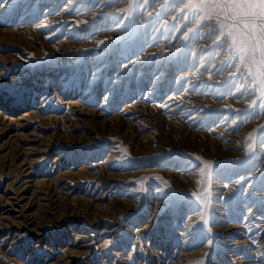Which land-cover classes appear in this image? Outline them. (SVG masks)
Wrapping results in <instances>:
<instances>
[{
  "label": "rangeland",
  "instance_id": "rangeland-1",
  "mask_svg": "<svg viewBox=\"0 0 264 264\" xmlns=\"http://www.w3.org/2000/svg\"><path fill=\"white\" fill-rule=\"evenodd\" d=\"M0 264H264V0H0Z\"/></svg>",
  "mask_w": 264,
  "mask_h": 264
},
{
  "label": "bare ground",
  "instance_id": "bare-ground-1",
  "mask_svg": "<svg viewBox=\"0 0 264 264\" xmlns=\"http://www.w3.org/2000/svg\"><path fill=\"white\" fill-rule=\"evenodd\" d=\"M211 25V24H210ZM211 28V27H210ZM208 29V27L206 28ZM207 32V31H206ZM205 33V32H204ZM196 77V76H195ZM198 77V76H197ZM196 79V78H195ZM199 80V78H198ZM190 97V96H189ZM188 97V98H189ZM171 99V98H170ZM190 99V98H189ZM198 99V98H197ZM169 100V99H168ZM165 113V112H164ZM162 113L161 109H156V113L154 112V114H152L151 117H154L156 120H158L157 122L160 124V125H167L168 127H171L174 131V128L172 127V125H174L175 127V134L176 135H181V138H183L184 136H186L187 134V130H186V126L183 122L181 121H177L175 123H172V120L171 118L167 115V114H164ZM183 121V120H182ZM190 127V126H189ZM134 138V137H133ZM131 139V138H130ZM207 140L206 138H204V140H201V143L199 142V148H204L207 146ZM219 143V142H218ZM216 144V143H215ZM222 144V143H221ZM219 145V144H218ZM216 145V146H218ZM224 146V145H222ZM216 148V147H215ZM225 148V147H224ZM174 174V173H173ZM55 191V190H53ZM52 191V192H53ZM54 200V199H53ZM56 205V204H55Z\"/></svg>",
  "mask_w": 264,
  "mask_h": 264
}]
</instances>
